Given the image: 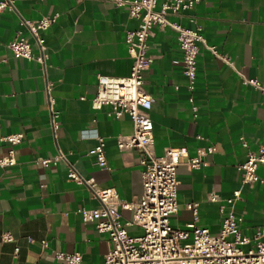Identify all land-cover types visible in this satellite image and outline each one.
<instances>
[{
    "label": "crops",
    "instance_id": "crops-1",
    "mask_svg": "<svg viewBox=\"0 0 264 264\" xmlns=\"http://www.w3.org/2000/svg\"><path fill=\"white\" fill-rule=\"evenodd\" d=\"M55 13L56 21L42 31L45 62L15 56L8 42L20 29L28 34L20 20ZM191 17L201 25L208 43L228 54L233 64L203 47L190 91L177 32L169 26H153L149 52L154 61L146 71L144 87L153 97L155 153L186 147L194 156L201 147L215 146L200 167L182 158L177 167L179 206L170 221L175 227L189 228L194 215L188 204L198 202L196 224L218 232L223 222L221 204L240 189L243 198L235 203L234 212L243 217V233L253 236L264 227V165L258 167L261 180L250 184L242 181L238 164L264 142V95L244 80L264 81V0H196L192 7L170 15L186 27L195 25ZM138 24L127 6L115 0H15L13 9L0 12V133L25 134L15 147L16 163L0 164V264H65L55 256L56 250L80 252L82 264H106L108 234L84 221L79 212L97 207L99 199L86 185L68 177L67 163L45 166L39 159L62 149L83 176L94 177L101 187H115L122 200L139 199L143 153L121 149L117 143L119 134L133 132L132 119L128 114L114 117L110 105L101 109L91 105L98 74L129 73L132 57L126 32ZM30 41L38 54L35 39ZM50 82L53 108L59 111L57 129L46 90ZM193 104L198 106L196 113ZM93 128L105 140L106 168L89 154L98 140L82 136L83 130ZM9 148L0 141V156ZM212 192L219 200H210ZM120 211L123 221L133 216L130 209ZM128 230L133 235L143 232L137 225ZM6 233L11 240L4 239Z\"/></svg>",
    "mask_w": 264,
    "mask_h": 264
},
{
    "label": "built area",
    "instance_id": "built-area-1",
    "mask_svg": "<svg viewBox=\"0 0 264 264\" xmlns=\"http://www.w3.org/2000/svg\"><path fill=\"white\" fill-rule=\"evenodd\" d=\"M118 5H126L132 17L139 20L135 29L126 32V42L132 57V64L127 75L116 76L98 74L96 94L91 99L94 109H101L110 105L114 117L119 118L128 114L133 121L134 130L129 134H119L117 143L121 149H137L143 153L142 170L143 192L136 201L122 200L115 187H101L94 177L83 176L68 159V153L59 149L51 157L40 158L43 165L59 162L68 164V177L79 184L86 185L100 204L97 207H83L79 210L82 219L91 222L100 232L108 234L110 247L105 254L106 264H264V227L258 228L253 236L244 234L240 223L241 215L234 212V205L242 200L240 189L221 204L223 215L222 227L218 232L211 231L206 226L196 224L198 220V202L188 204L192 209L194 221L189 228L175 227L171 224V214L178 211L179 180L177 167L185 158V163L192 167L205 164V157L215 150L214 145L198 149L194 156H190L186 147H167L163 155L155 153L154 125L150 115L153 103L152 95L144 87L146 71L154 61V55L149 52V38L153 34V26L171 27L177 32V40L182 50L183 72L187 76V86L190 91L195 87L197 77V61L201 49L207 48L214 55L229 64H233L231 57L219 51L214 44L208 43L202 34V27L195 23L186 27L170 15H178L181 10L192 7L196 0H115ZM15 0H0V12L13 9ZM58 13L46 15L39 19L22 18L20 20L28 34L21 29L8 42V46L17 57L35 58L45 62V37L42 33L54 21ZM31 38L35 39L40 52L33 53ZM246 83L259 89L264 95V81L257 77L245 78ZM46 90L52 109L53 128H58L57 117L59 111L53 108L55 98L51 94L52 83H48ZM189 100L194 101L192 93ZM193 111L198 106L193 104ZM24 132L0 133V141L10 145L7 154L0 156L1 165L16 163L15 147L24 139ZM83 137H95L98 143L89 150L94 156L95 163L100 167H108L105 152V140L96 128L82 131ZM264 165V142L257 150H250L247 158L238 164L244 183H254L261 180L258 167ZM210 200L217 201L216 192L210 194ZM121 209L133 211L131 219L123 221ZM137 225L143 232L139 235L129 233V227ZM4 239L12 237L6 233ZM254 241L253 245L245 248ZM46 245V241H44ZM55 256L65 264H82L83 257L78 251L56 250Z\"/></svg>",
    "mask_w": 264,
    "mask_h": 264
}]
</instances>
